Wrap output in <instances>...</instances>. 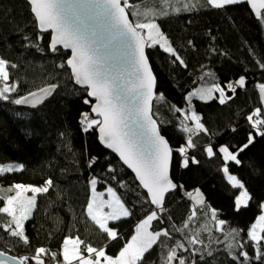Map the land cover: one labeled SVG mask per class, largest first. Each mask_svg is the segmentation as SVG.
Wrapping results in <instances>:
<instances>
[{
	"label": "trees",
	"instance_id": "obj_1",
	"mask_svg": "<svg viewBox=\"0 0 264 264\" xmlns=\"http://www.w3.org/2000/svg\"><path fill=\"white\" fill-rule=\"evenodd\" d=\"M159 1L129 0L132 7L128 11L133 22L147 21ZM195 1L200 8L155 17L187 67L174 62V57L159 45L147 48L157 79L154 117L174 149L171 175L183 188H178L167 198L164 211L159 212L160 220L152 223L153 231L166 228L170 236L161 237L162 243L145 253L140 264H165L168 249L164 245L172 247L176 241L183 242L189 249L178 252L187 258L188 264L192 260L196 264H242L243 258L234 260L224 243L216 242L223 241V234L215 231L210 208L217 210L218 219L226 221L224 234L233 228L239 230L238 239L245 244L244 251L249 253L248 264H264V258H255V247L247 237L249 228L263 213L260 206L264 203V137L257 136L248 149L239 153L240 164H228L229 173L241 180L251 196L247 207L239 212L234 205L242 190L232 187L222 171V154L210 158L204 151L208 144H212L214 151L227 145L236 152L247 142L249 132L255 134L247 117L256 108L261 109L260 118L263 117L256 85L264 83V69L259 67V63H264V23L254 16L246 2L213 9L207 6L206 0ZM133 12L137 15H132ZM23 35L34 43L37 42L35 38L41 36L38 41L41 50L25 47L21 40ZM50 40V33L38 30L26 0H0V56L17 65L9 69L10 82H19L12 97L58 85L52 95L35 109L0 101V164L17 162L24 165L21 171L0 175V184H42L48 178L54 182L48 193L37 194L36 207L25 222L29 244L16 242V238L0 228V248L16 256H33L36 248L44 247L49 253H57L55 259L50 254L45 256L47 264L54 261L63 264L64 238L79 236L85 244L104 248L107 255L115 257L135 234L136 225L155 208L135 176L113 153L100 145L97 128L82 131L81 114L88 112L94 118L90 111L92 102L84 103L87 89L74 83L65 63L70 54L61 49L51 52ZM213 48L215 52L211 51ZM61 64L65 67H59ZM240 76L246 77L245 87L237 89L234 95L229 92L232 99L225 104H220L218 99L192 100V110L202 117L209 132L194 136L197 147L188 150V156H194L199 163L182 167V157L175 149L186 144L187 133L180 127L183 116L175 109H188L186 97L200 85L219 83L225 86ZM160 94L163 99L159 98ZM189 126H192L191 121ZM25 129L30 130L31 135H25ZM93 156L98 157V162L89 168V158ZM109 164L115 169L114 173L107 171ZM113 175L116 180L111 179ZM93 176L98 178V191L111 185L132 212L119 221H110L109 226L119 234L117 240H109L86 214L91 196L89 181ZM196 189L203 191L205 207H197L196 218L189 228L177 232L175 229L182 227L191 215L193 202L186 193ZM3 206L4 199L0 200V207ZM7 220L6 214H0V223ZM202 225L212 231L201 229L199 239L204 243L189 245L185 237ZM197 248L199 252H195ZM261 248L264 251V241ZM239 251L233 249V252ZM29 264L35 262L29 261Z\"/></svg>",
	"mask_w": 264,
	"mask_h": 264
},
{
	"label": "snow or ice",
	"instance_id": "obj_2",
	"mask_svg": "<svg viewBox=\"0 0 264 264\" xmlns=\"http://www.w3.org/2000/svg\"><path fill=\"white\" fill-rule=\"evenodd\" d=\"M31 13L35 16L36 23L41 32L51 30V41L49 49L55 53L58 46L71 50V56L66 60V65L71 69L72 77L76 84L86 86L87 95L85 104L91 103L88 97L95 98L91 105V113L98 118H91L88 112L81 114L79 123L82 131L88 132L93 128L99 130V141L106 148L112 149L119 155V159L135 174L139 186L146 190L148 200L155 210L142 219L135 227V234L125 243L116 257L106 254L104 248H96L91 244L76 237H65L61 255L63 264H140L145 253L149 252L154 245L162 243L161 237L170 236L168 229L152 231L153 221H159L158 212L164 211L165 197L168 193L183 188L172 181L169 169L172 162L174 149L169 146L168 141L160 133L157 121L151 112L152 101L155 97L156 78L149 65L148 56L145 53V46L159 45L164 52L174 57V62L187 67L185 60L172 46L171 41L160 30L155 19H148L147 22L133 23L129 20L126 11L132 5L129 0H26ZM168 0H163L167 3ZM246 2L256 18L264 23V0H206L207 6L213 9H223L229 5H238ZM194 5L183 4V10L190 11ZM174 12L181 11L180 7L172 9ZM167 10L159 12V15H168ZM132 15H137L133 12ZM147 30L145 33L143 30ZM36 43L32 42L27 35L21 40L25 47H35L38 50V41L42 39L37 36ZM215 39V37H213ZM150 42V43H149ZM189 44L192 42L189 41ZM215 52L216 49H211ZM15 63L0 56V101L13 105H29L35 109L42 105L58 87L56 84L39 88L26 95L12 97L19 87L18 81H11L10 68H16ZM65 67V64L59 65ZM264 69V63H259ZM246 77L240 76L234 83L228 82L224 87L214 83L210 88H198L188 93V109L176 108L175 111L183 116L180 127L187 133L186 144L175 149L182 157L181 166L189 167V164H198L199 161L193 156H188V150L196 148L193 137L201 133L208 134L209 130L202 123V117L191 108L193 97L201 100L218 99L220 104H225L235 94L237 88L246 85ZM261 101L264 102V83H258ZM218 93V97L215 95ZM163 99V94H160ZM20 115V113H16ZM261 117V109L256 108L247 117L250 127L254 130L249 132L247 142L240 146L236 152L230 150L229 146L221 145L214 151V146L208 144L204 151L208 157L217 153L222 154L223 168L229 183L234 188L241 189L240 194L235 198V210L239 212L247 207L251 199L247 189L241 180L229 173V162L240 164L239 153L248 149L256 140L257 136L264 137V118ZM189 121L192 126H189ZM235 131V129H233ZM25 135H31L30 130L25 129ZM98 162V157H90L88 167L92 168ZM23 164H0V174L21 171ZM108 172L114 173L115 169L108 165ZM116 180V176L111 177ZM53 180L48 178L44 186H33L14 184L7 191H14V195H7L4 199V206L0 207V214H6V223H0V228L10 237L16 238V242L29 244V238L25 232V222L31 217L36 207L37 194L48 193L53 187ZM98 178L93 176L90 181L91 196L87 202L86 214L101 232L105 233L109 240H117L118 232L109 226L110 221H119L122 217L132 215V212L125 206L117 191L109 185L105 192H97ZM124 184L121 182V187ZM31 193V195H28ZM105 193L108 199H104ZM186 195L192 200L191 215L184 221L183 226L175 231L183 232L189 228L190 223L195 220L197 207L204 208L205 200L199 189L187 192ZM264 210V203L261 204ZM105 208L108 211H105ZM211 219L215 224V231L223 234V241L228 254L234 260L242 259V264H248L249 253L244 251L245 244L239 237V230L230 229L224 234L226 221L217 218V210L209 209ZM211 232L207 225H202L190 236H186L189 245L203 244L199 239L200 231ZM248 240L255 247V258H264V251L261 242L264 241V213L259 215L247 232ZM165 257V264H188L187 258L179 255L180 250L187 252L189 249L181 241L168 247ZM240 249L238 253L233 249ZM200 249H195L199 252ZM87 253L85 255L84 253ZM51 255L56 258L57 253H49L44 247L35 249L33 256H13L0 248V264H45L44 256ZM208 255L212 253L209 251ZM203 259V256H201ZM191 264H196L192 260Z\"/></svg>",
	"mask_w": 264,
	"mask_h": 264
},
{
	"label": "rangeland",
	"instance_id": "obj_3",
	"mask_svg": "<svg viewBox=\"0 0 264 264\" xmlns=\"http://www.w3.org/2000/svg\"><path fill=\"white\" fill-rule=\"evenodd\" d=\"M185 3H187V4H190V5H194V7H192V9H195V8H200L199 7V4H198V2L197 1H195V0H168V2L167 3H163V0H160L159 2H157L155 5H154V7H153V9L151 10V16L149 17V19H155V17H157V16H165V15H159V12H161V11H164V10H167L168 12H169V14L168 15H172V14H175V13H179V12H182V11H184L183 10V4H185ZM175 7H180L181 8V11H179V12H174V11H172V9L173 8H175ZM140 22H147V21H140ZM155 22L159 25V22L157 21V20H155ZM137 23V22H136ZM159 28H160V25H159ZM161 30V29H160ZM145 33L147 32V30L145 29V30H143ZM165 35V34H164ZM166 36V35H165ZM167 37V36H166ZM150 43V42H149ZM211 85L212 84H209V85H200L199 87H197L196 89H198V88H210L211 87ZM221 85V87H224L222 84H220ZM193 90H195V89H193ZM192 90V91H193ZM226 93H227V95H229L228 93V91H227V89H226ZM217 97H218V93H216L215 94ZM193 99H199V98H197V97H193L192 98V100ZM215 99V98H214ZM201 100V99H200ZM210 100H213V99H206V100H203V101H210ZM191 103H192V101H191ZM9 163H11V164H20V163H17V162H9ZM9 163H2V164H9ZM6 174V173H5ZM5 174H0V175H5ZM15 184H17V183H15ZM19 184H24V185H33V186H44V184L45 183H42V184H32V183H28V184H26V183H19ZM14 185V184H13ZM12 185H3V184H0V200H3V199H5L6 198V196L7 195H14V191L13 192H11V193H9L7 190L11 187ZM96 190H97V188H96ZM200 190V189H199ZM97 192H105V190L104 191H98L97 190ZM200 192L203 194V198H204V200L206 199L205 198V195H204V193H203V191L202 190H200ZM193 193V195H195V191H193L192 192ZM28 195H31V193H28ZM104 199H108V196H107V194L105 193V196L103 197ZM206 201V200H205ZM249 202V201H248ZM105 211H108V209L107 208H105ZM263 213H264V210H263ZM158 215H159V212H158ZM122 218H124V217H122ZM110 223V222H109ZM151 230H152V228H151ZM153 231V230H152ZM85 255H87V253L85 252L84 253ZM112 257H114V256H112ZM116 257V256H115ZM63 258V257H62ZM43 259L45 260V264H47V262H46V259H45V256L43 257ZM53 264H58L57 262H53ZM174 264H175V262H174Z\"/></svg>",
	"mask_w": 264,
	"mask_h": 264
},
{
	"label": "water",
	"instance_id": "obj_4",
	"mask_svg": "<svg viewBox=\"0 0 264 264\" xmlns=\"http://www.w3.org/2000/svg\"><path fill=\"white\" fill-rule=\"evenodd\" d=\"M122 3H123V0H122ZM249 5V4H248ZM249 7H250V9H251V6L249 5ZM126 11L128 12V14H129V20L130 21H132L133 22V20H132V18H131V16H130V13H129V11H128V9H126ZM253 12V11H252ZM264 12V10H262V13ZM254 14V13H253ZM34 16V15H33ZM254 16H255V14H254ZM35 17V16H34ZM256 17V16H255ZM134 23V22H133ZM135 24V23H134ZM37 27H38V25H37ZM38 30H39V28H38ZM40 31V30H39ZM41 32V31H40ZM41 33H50L51 35H52V32H51V30H49L48 32H41ZM51 41V40H50ZM50 45V44H49ZM147 48H148V46H147V44H146V46H145V53H146V55L148 56V53H147ZM58 49H61V50H63L64 52H67V53H69L70 54V56H71V50L70 49H64L62 46H58ZM70 56H69V58H70ZM148 61H149V65L151 66V69H152V72H153V75L155 76V73H154V71H153V68H152V65H151V62H150V59H149V57H148ZM68 67V66H67ZM69 68V67H68ZM70 69V68H69ZM70 71H71V69H70ZM72 75V74H71ZM73 78V77H72ZM155 78H156V76H155ZM73 80H74V78H73ZM74 83H75V80H74ZM75 85L77 86V87H79V88H82V89H87L86 88V86H83V85H79V84H76L75 83ZM155 97H154V99H153V101H152V105H151V112H152V115H153V118L157 121V123H158V120L154 117V102H155V99H156V96H157V79H156V87H155ZM257 93H258V96H259V100H260V104H261V108H262V113H263V117L262 118H264V102H262L261 101V98H260V94H259V90H258V88H257ZM50 97V96H49ZM48 97V98H49ZM47 98V99H48ZM46 99V100H47ZM89 99L91 100V102H92V104H94L95 103V98H91V97H89ZM45 100V101H46ZM21 106H24V107H30L29 105H21ZM31 108V107H30ZM91 111V110H90ZM92 114V116L94 117V118H98V117H96L95 116V114H93V113H91ZM158 125H159V123H158ZM159 128H160V125H159ZM160 133H161V135H163L162 134V132H161V129H160ZM97 134H98V139H99V130L97 129ZM164 136V135H163ZM165 137V136H164ZM165 139L168 141V139L165 137ZM99 143H100V141H99ZM168 143H169V141H168ZM100 145L104 148V149H106V150H108V151H110L111 153H113L118 159H119V155L117 154V153H115L112 149H108V148H106L103 144H101L100 143ZM169 146L171 147V144L169 143ZM172 148V147H171ZM120 160V159H119ZM121 161V160H120ZM122 162V161H121ZM172 163H173V154H172V162H171V165H170V169H169V175H170V178L172 179V181L174 182V183H176L174 180H173V178H172V175H171V170H172ZM122 164H123V162H122ZM124 165V164H123ZM134 176H135V174H134V172L131 170V169H129L126 165H124ZM138 182V181H137ZM139 183V182H138ZM177 184V183H176ZM143 189V188H142ZM177 190V189H176ZM176 190H174V191H172V192H170V193H168L167 195H166V197H165V204H166V200H167V198L171 195V194H173L174 192H176ZM143 191L146 193V190H144L143 189ZM147 194V193H146ZM165 204H164V208H165ZM155 208V207H154ZM8 254L9 255H13V254H10L9 252H8ZM13 256H16V255H13ZM17 257H19V256H17Z\"/></svg>",
	"mask_w": 264,
	"mask_h": 264
},
{
	"label": "built area",
	"instance_id": "obj_5",
	"mask_svg": "<svg viewBox=\"0 0 264 264\" xmlns=\"http://www.w3.org/2000/svg\"><path fill=\"white\" fill-rule=\"evenodd\" d=\"M235 81H236V80H232L231 82H233V83H234ZM243 88H244V87H243ZM237 89H239V87H238Z\"/></svg>",
	"mask_w": 264,
	"mask_h": 264
}]
</instances>
